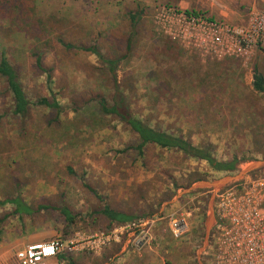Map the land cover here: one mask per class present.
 <instances>
[{
  "label": "rangeland",
  "instance_id": "obj_1",
  "mask_svg": "<svg viewBox=\"0 0 264 264\" xmlns=\"http://www.w3.org/2000/svg\"><path fill=\"white\" fill-rule=\"evenodd\" d=\"M30 1L33 16L26 8L17 10L16 22L0 19V59L3 54L7 56L20 75L26 95L34 101L49 96L46 76L35 67L37 56H41L43 65L53 70L56 98L67 111L61 116L65 124L53 122L49 126L48 122L56 118L54 111L32 108L21 139L16 137L21 125L9 117L4 119L0 136V141L6 140L0 144V201L5 198L3 193L18 189L31 206L62 202L80 214L81 221L68 236H63L58 233L63 225L57 224L50 212L43 211L33 219L24 216L22 221L11 217L0 224V247L34 233L46 234L48 239L42 243H47L112 232L117 227L107 231L103 229L106 221L93 217L103 204L85 187L88 185L116 212L137 219L157 217L148 245L154 241L153 232L160 230L162 239L158 242L165 245L170 264H212L216 193L264 177L263 167L251 172L252 176L250 173L239 178L255 162H264V96L252 91L255 68L264 71V51H253L247 60L216 59L204 49L171 39L169 28L165 27L164 33L158 25V17L169 0ZM170 1L172 9L200 14L229 27H244L249 13L263 6L261 0ZM138 10L143 11V16L134 28L137 34L129 49V12ZM49 18L57 27L65 21L57 35L66 43L73 42L63 36L64 28L71 32L70 39L77 40L76 46L97 45L104 53L122 58L116 72L118 90L133 114L153 127L182 133L195 145L211 144L219 160L235 155L245 158L247 162L241 170L215 173L206 162L188 160L180 153L152 146L146 149L145 160L134 150L118 153L135 147L138 139L119 121L102 120L94 114L97 105L91 101L96 93L111 100L116 88L111 74L95 56L67 50L57 42L55 34H45L41 20ZM9 103L0 81V115L9 111ZM73 109L80 110L87 122L93 118L95 126L88 127L86 121L84 128L69 125L76 120ZM69 167L76 176L68 172ZM225 177L233 180L221 188H195ZM11 186L13 190L8 188ZM13 209L11 205L0 207V220ZM173 220H183L187 225L179 238L172 231ZM16 253L0 264H17Z\"/></svg>",
  "mask_w": 264,
  "mask_h": 264
},
{
  "label": "built area",
  "instance_id": "obj_2",
  "mask_svg": "<svg viewBox=\"0 0 264 264\" xmlns=\"http://www.w3.org/2000/svg\"><path fill=\"white\" fill-rule=\"evenodd\" d=\"M261 1L262 8L249 13L244 27H229L200 14L166 6L158 17V25L163 31L165 27L169 28L171 39L204 49L216 59L247 60L253 51H264V0ZM215 215L217 222L210 245L212 264H264V177L218 191ZM157 223V217L138 219L110 233L86 238L78 236L68 242L57 239L29 245L16 253V262L47 264L49 259L63 253L100 254L119 239L121 233L133 234V246L142 249L151 241L152 229ZM171 228L176 238L187 231L183 220H173Z\"/></svg>",
  "mask_w": 264,
  "mask_h": 264
},
{
  "label": "trees",
  "instance_id": "obj_3",
  "mask_svg": "<svg viewBox=\"0 0 264 264\" xmlns=\"http://www.w3.org/2000/svg\"><path fill=\"white\" fill-rule=\"evenodd\" d=\"M171 3L172 1L169 0L168 7L173 6ZM32 6L33 3L30 0H0V19L9 18L11 22H16L18 18L17 10L20 11L26 8L29 9V16H33ZM142 16L143 11L138 10L135 13L129 12V20L131 24L130 35H128L129 49L130 43L132 44V41L137 34L134 28L139 24L140 20H142ZM41 22L43 24V32L45 34H55L57 42H59V44L65 49H76L79 52L95 56L97 60L108 69L109 74H111L112 80L116 85L115 93L111 100H108L103 94L96 93L91 101H94L97 105L95 106L96 112L94 114H98L102 120L111 118L112 120L114 119L119 121L120 124H122L138 139V143L135 147H127L122 151H118V153H126L129 150H134L137 152L139 158L145 160V151L149 146H152L159 148L160 150L180 153L185 159L188 160L206 162L209 165L211 171L215 173L227 174L238 173L241 170V165L247 162L245 158H239L237 155L230 159L219 160L215 157L213 153V146L211 144L205 146L195 145L182 133H172L168 130L162 129V127H153L146 120H143L142 118L133 114L128 107L126 97L120 90H118L116 72L119 68L122 58H116L115 55L110 56L109 54L104 53L97 45L86 46L80 45L79 43V45L76 46L75 44H77V40L70 39L71 32L69 33L68 30H65L64 28L63 36L69 38L68 40H70V42H73L66 43L63 37H59V35H57L58 30H62L64 27L65 21L61 22V27L55 26L52 18L41 20ZM167 42H169V39ZM35 67L39 72H42L46 76V85L49 91V96L40 97L33 101L30 100L26 95L20 75L16 68L5 54L2 55L0 59V81L4 83L5 92L7 98L9 99L10 106L9 111L6 114L0 115V136H3L1 128L4 125V119L9 117V119L16 121V123L22 127L21 131H18V134L16 135L17 139L24 138L26 134L24 132H26V129H23V127L27 126V123L30 120L32 108H44L48 111H54L56 118L55 120L48 122L49 126H52L53 122L55 125L65 124L61 116L66 114L67 110L59 103L56 98L53 87V70L47 69L43 65V58L39 55L36 58ZM252 91L255 94L264 96V71L261 69L255 68L254 70ZM73 111L77 114L76 120L69 122V125H78L79 128L80 126L84 128L85 124L83 122L86 121L88 127H92V124L95 126L93 123V118L90 120V122H87L86 116L80 115V110L73 109ZM4 141L6 140L3 138V140L0 141V144ZM7 143L9 142L7 141ZM8 161L11 162L10 160H7V162ZM68 172L76 176L71 167L68 168ZM253 174L254 173H251L250 175L252 176ZM10 180L14 182L17 187H19L20 184L16 183L14 177H11ZM85 187H87L90 192L97 196L103 204V208L94 212L93 214V217L97 215L106 221L105 227H103V229L109 231L115 227L138 220L135 216H128L116 212L106 202H104V200L99 196L97 190L89 187L88 185H85ZM8 188L11 190L12 186ZM3 194L5 198L3 201H0V207L11 205L14 207V209L10 214L3 216V218L0 220V224H3L11 217L19 218L21 221L24 219V216L33 219L34 217L39 216L41 212L47 211L54 216L55 222L57 224L63 225V229L58 231V233L63 236H68L73 226L78 221H81L80 214L75 213L62 202L59 205L40 203L37 207H33L24 201L18 189L15 191L13 190L10 193L6 192ZM150 216L152 215L150 214Z\"/></svg>",
  "mask_w": 264,
  "mask_h": 264
},
{
  "label": "crops",
  "instance_id": "obj_4",
  "mask_svg": "<svg viewBox=\"0 0 264 264\" xmlns=\"http://www.w3.org/2000/svg\"><path fill=\"white\" fill-rule=\"evenodd\" d=\"M216 222L215 218L213 231ZM160 234V230L154 231L152 234L154 241L150 245L138 249L132 244L133 234L121 233L119 239L100 254L60 255L57 258L49 259L47 264H170L166 260L168 252L165 245L161 241L160 244L158 242V239H162ZM47 239L48 236L44 233H34L22 241L11 243L8 247H0V262L15 254L17 250L35 243H42Z\"/></svg>",
  "mask_w": 264,
  "mask_h": 264
},
{
  "label": "water",
  "instance_id": "obj_5",
  "mask_svg": "<svg viewBox=\"0 0 264 264\" xmlns=\"http://www.w3.org/2000/svg\"><path fill=\"white\" fill-rule=\"evenodd\" d=\"M263 167H264V162H255L251 167H249V169L246 172H244L241 175H239V178L241 179V178L245 177L246 175L250 174L251 172H253L254 170L260 169V168H263ZM232 180H233L232 177H225L222 180H220L218 182H215L213 184H210V183H207V182H203V183L197 185L195 188L212 186L214 189H218V188H221V187L227 185ZM209 222L211 224L213 222V218H211Z\"/></svg>",
  "mask_w": 264,
  "mask_h": 264
}]
</instances>
